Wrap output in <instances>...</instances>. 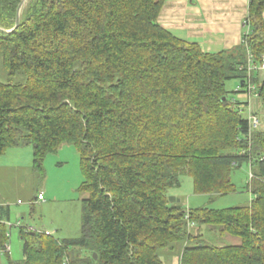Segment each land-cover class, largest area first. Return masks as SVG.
I'll return each instance as SVG.
<instances>
[{"label": "trees", "instance_id": "1", "mask_svg": "<svg viewBox=\"0 0 264 264\" xmlns=\"http://www.w3.org/2000/svg\"><path fill=\"white\" fill-rule=\"evenodd\" d=\"M21 2L0 0V68L22 79L0 81V156L32 146L45 176L46 157L75 146L88 197L81 237L22 228L24 259L10 264H165L159 252L176 247L181 264H264V131L250 135L244 115L249 99L264 103V71L251 73L252 98L246 85L264 60V0L249 2L243 43L219 53L163 28L166 0H29L4 32ZM243 165L250 206L185 210L168 198L185 175L198 194L233 193Z\"/></svg>", "mask_w": 264, "mask_h": 264}, {"label": "rangeland", "instance_id": "2", "mask_svg": "<svg viewBox=\"0 0 264 264\" xmlns=\"http://www.w3.org/2000/svg\"><path fill=\"white\" fill-rule=\"evenodd\" d=\"M0 81L18 83L22 79L10 77L0 68ZM239 85L238 80H232L226 88L232 99L245 103L247 96L236 93ZM251 104L252 111L262 122L258 131H264V103L256 99ZM244 115L247 118L248 112L244 111ZM33 159L32 146L11 148L0 156V202L4 204L5 210L9 207L11 212L9 221H6L7 246L10 250L9 253L0 250V264L24 259L22 228L26 232L32 229L50 234L59 241L82 235L83 200L88 194L80 190L84 176L79 150L75 146L64 145L57 153L49 154L45 159V176L33 170ZM251 175L248 165L235 169L231 176L236 190L224 196L196 193L194 179L185 175L181 179V186L168 192V198H173L171 204L182 206L185 210L250 206L255 199L249 187ZM40 194H43L45 201L36 200ZM188 228L191 233H196L195 225L190 223ZM181 252L180 247L164 249L159 252V256L165 264H181Z\"/></svg>", "mask_w": 264, "mask_h": 264}, {"label": "crops", "instance_id": "3", "mask_svg": "<svg viewBox=\"0 0 264 264\" xmlns=\"http://www.w3.org/2000/svg\"><path fill=\"white\" fill-rule=\"evenodd\" d=\"M249 2L166 0L159 23L179 39L197 43L204 52L219 53L242 43Z\"/></svg>", "mask_w": 264, "mask_h": 264}, {"label": "built area", "instance_id": "4", "mask_svg": "<svg viewBox=\"0 0 264 264\" xmlns=\"http://www.w3.org/2000/svg\"><path fill=\"white\" fill-rule=\"evenodd\" d=\"M250 65H251L249 67L250 75H249V78L246 81V85L248 87L247 90L251 94L250 96L252 98L253 92L255 91L256 88H255V85L252 83L253 80H252L251 73H252L253 70H256V69H258L260 71H264V60H263V63H262V65L260 67H255V66H253V64H250ZM251 103H252V99H249L248 117H247V119L249 121L250 135H252L254 132L258 131L261 128V125H262V122H261L260 118L258 117V115L252 111V104ZM251 178H252V175H251ZM44 200L45 199H44L43 194H40L38 199H37V201H44ZM30 231H32V229ZM9 250H10V248L7 245L3 249V251L5 253H9Z\"/></svg>", "mask_w": 264, "mask_h": 264}, {"label": "water", "instance_id": "5", "mask_svg": "<svg viewBox=\"0 0 264 264\" xmlns=\"http://www.w3.org/2000/svg\"><path fill=\"white\" fill-rule=\"evenodd\" d=\"M28 0H22V2L20 3L19 5V8H18V15H17V18H16V26L14 29L10 30V31H4L6 33H11L13 30H15L19 25H20V21H21V12H22V9L24 7V5L26 4ZM95 259H97V255H95Z\"/></svg>", "mask_w": 264, "mask_h": 264}, {"label": "bare ground", "instance_id": "6", "mask_svg": "<svg viewBox=\"0 0 264 264\" xmlns=\"http://www.w3.org/2000/svg\"><path fill=\"white\" fill-rule=\"evenodd\" d=\"M243 43V42H242Z\"/></svg>", "mask_w": 264, "mask_h": 264}]
</instances>
